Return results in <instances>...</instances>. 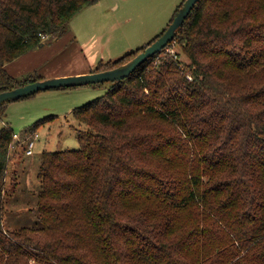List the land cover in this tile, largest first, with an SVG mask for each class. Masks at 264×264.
<instances>
[{"label":"trees","instance_id":"obj_1","mask_svg":"<svg viewBox=\"0 0 264 264\" xmlns=\"http://www.w3.org/2000/svg\"><path fill=\"white\" fill-rule=\"evenodd\" d=\"M95 1L0 0V91L43 78L5 64ZM174 40L72 108L79 147L41 153V226L0 225V264H264V0H198ZM40 123L0 128V222L14 146Z\"/></svg>","mask_w":264,"mask_h":264},{"label":"rangeland","instance_id":"obj_2","mask_svg":"<svg viewBox=\"0 0 264 264\" xmlns=\"http://www.w3.org/2000/svg\"><path fill=\"white\" fill-rule=\"evenodd\" d=\"M182 2L96 0L72 16L63 35L46 36L44 44L35 48L37 51L21 60L17 66L20 74L15 76L22 79L33 74L49 78L46 75L53 72L74 75L81 70H93L100 61L135 52L167 27ZM177 49V42L172 40L164 47L162 55ZM111 84L112 81H104L100 85L40 90L4 102L0 128L7 123L19 134L36 121H43L37 128V135L33 136L32 153L25 152L23 140L16 143L12 151L6 177L5 211L0 222L4 229L41 226L37 208L41 153L79 147L77 132L86 126L74 118L72 108L99 97ZM51 115L54 117L49 119Z\"/></svg>","mask_w":264,"mask_h":264},{"label":"water","instance_id":"obj_3","mask_svg":"<svg viewBox=\"0 0 264 264\" xmlns=\"http://www.w3.org/2000/svg\"><path fill=\"white\" fill-rule=\"evenodd\" d=\"M197 1L198 0H183L163 32L127 61L104 70L67 76L45 77L2 90L0 91V104L12 99L25 97L40 90L69 86L74 87L104 81L113 82L122 79L134 71L136 67L143 63L148 57L161 51V49L173 40L177 29L182 25L184 19Z\"/></svg>","mask_w":264,"mask_h":264},{"label":"crops","instance_id":"obj_4","mask_svg":"<svg viewBox=\"0 0 264 264\" xmlns=\"http://www.w3.org/2000/svg\"><path fill=\"white\" fill-rule=\"evenodd\" d=\"M58 41V39H57ZM33 51H37L35 49L33 50H30L24 54H22L21 56H19L18 58L12 60V61H9L5 64V67L7 69L8 72H10L12 75H18L20 74V72H18L19 70L17 69V66L24 60H26L24 57H26L27 55H30V53H33ZM35 55V54H34ZM24 59V60H23ZM22 60V61H21ZM90 71H93L92 69L91 70H81V71H78L74 74H79V73H85V72H90ZM68 73H56V72H53V73H50L48 75H46L47 77H52V76H61V75H66ZM45 78V77H43Z\"/></svg>","mask_w":264,"mask_h":264},{"label":"built area","instance_id":"obj_5","mask_svg":"<svg viewBox=\"0 0 264 264\" xmlns=\"http://www.w3.org/2000/svg\"><path fill=\"white\" fill-rule=\"evenodd\" d=\"M168 53L171 54L173 57H176L175 50L172 51V52L168 51ZM36 135H37V134H36ZM36 135H35V136H36ZM14 137H15V138H18V135H17V134H14ZM24 142H25V141H24ZM33 145H34V139L26 141V150H25V152H26L27 154L32 153V147H33Z\"/></svg>","mask_w":264,"mask_h":264}]
</instances>
